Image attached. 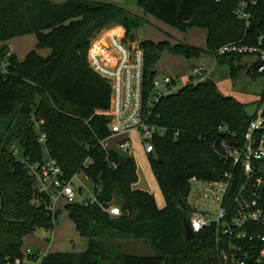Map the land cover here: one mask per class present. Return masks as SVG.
<instances>
[{
    "label": "trees",
    "instance_id": "1",
    "mask_svg": "<svg viewBox=\"0 0 264 264\" xmlns=\"http://www.w3.org/2000/svg\"><path fill=\"white\" fill-rule=\"evenodd\" d=\"M239 0H138L146 14L181 32L194 27L207 30L208 49L214 54L230 42H255L264 28V12L255 16L247 31L234 14ZM264 5L261 6V11ZM133 29L142 19L102 0H0V42L36 35L37 48H50L43 57L31 51L21 61L12 57L10 73H0V264L18 259L37 261L39 251L26 257L25 238L39 229L54 230L60 210L50 214L48 196L35 188L28 164L46 158L39 141L47 135V148L67 180L85 174L104 205L114 203L120 216H112L99 204L80 201L65 205L82 237L84 251L52 252L40 264H220L216 227L210 226L194 238L185 235L184 218L191 221L189 202L192 178L222 180L236 170L218 151L220 142L242 141L254 116L246 104L223 95L212 79L188 83L153 104L156 66L162 53L175 49L187 58L198 57L200 47L169 41L144 40V114L150 122L167 129L154 140L150 163L164 194L166 205L139 189L136 159L119 148H106L112 137L109 110L112 88L109 80L90 65L91 39L114 22ZM247 34V37H246ZM248 34L251 39H248ZM8 45V44H7ZM246 57L231 54L218 58L230 62L234 77L245 68L235 65ZM250 70L253 77L260 76ZM40 97L37 102L36 98ZM264 100V95L259 104ZM39 123V125H37ZM230 132L236 138L230 136ZM224 134V136H222ZM243 179V174L240 175ZM241 182H235L239 187ZM143 239L156 250L153 256L128 254L109 239ZM249 264H260L250 259Z\"/></svg>",
    "mask_w": 264,
    "mask_h": 264
},
{
    "label": "built area",
    "instance_id": "2",
    "mask_svg": "<svg viewBox=\"0 0 264 264\" xmlns=\"http://www.w3.org/2000/svg\"><path fill=\"white\" fill-rule=\"evenodd\" d=\"M262 5L264 0L238 1L234 14L244 21L247 31L255 16L258 14L261 17L264 12V9L261 11ZM105 28L91 39L88 56L91 67L111 84L110 108L103 113L110 118L112 137L125 136L117 148L130 153L132 140L128 135L137 131L145 151L151 154L155 151L154 140L164 136L167 129L150 122L144 114V50L140 43L130 40L125 33ZM248 39H251L249 34ZM254 40V43H227L216 51L215 56L220 58L243 54L255 57L251 68L255 65L254 72L264 76V28ZM13 55V50L6 42H0V73L4 76L10 73ZM210 78V74L202 67L195 66L190 72L188 83L198 84ZM179 83L177 78L166 76L160 79L157 76L154 79L153 104L175 92ZM230 136L234 138L235 134L230 132ZM39 141L47 146L46 133H40ZM107 141L104 144L109 148ZM217 149L225 159L233 162L236 170L226 173L222 180L192 178L189 202L194 211L191 227L195 234L210 226L216 227L220 264H249L250 259L264 264V100L259 104L243 140L231 143L223 139ZM27 167L35 188L48 196L45 207L50 214L55 215L62 204L78 201L77 196L86 190L90 194L82 203H97L112 216L122 214L116 204L107 206L101 203L97 195L101 187L88 189L85 184L77 187L75 179L79 174L67 180L62 167L53 157L41 163L28 164ZM242 174L243 179L240 180ZM239 181L241 184L237 187L235 182ZM31 253L33 251L29 249L28 255ZM22 263L21 259L15 262Z\"/></svg>",
    "mask_w": 264,
    "mask_h": 264
},
{
    "label": "rangeland",
    "instance_id": "3",
    "mask_svg": "<svg viewBox=\"0 0 264 264\" xmlns=\"http://www.w3.org/2000/svg\"><path fill=\"white\" fill-rule=\"evenodd\" d=\"M102 1L121 4L126 2L129 3L130 0ZM133 1L135 3L137 0ZM152 19V24H148L145 21L142 22V26L144 25L142 31H145L146 36L157 40H164L163 38L167 39V41L170 40L173 47L178 44H187L204 49L200 56L191 58L185 57L183 54L178 53L175 49H168L164 51L157 66L158 78L162 79L166 75L178 77L177 79L180 83L179 87L175 89V91H178L186 83L188 84L187 81H189L190 72L193 67H202L210 74L212 81L217 84L223 95L237 98L246 104L247 112L250 115L254 116L256 114L259 101L262 99L264 93V76L253 77L250 74L251 66L254 64L255 57L246 56L241 63L236 62V66L242 64L245 68L240 69L238 77H234L231 69V63L224 61L223 59L218 61L215 54L209 51L207 30L205 28L194 27L188 32H181L156 18ZM29 38L30 39H24L19 37L15 41L16 44H14L13 49L19 54L20 58H22L30 49L31 44L30 42V45L25 43L26 40L29 41L33 39L35 41L37 39L34 34H31ZM36 101H40L39 96L36 98ZM128 136H130L132 140L130 154L138 163L140 175V180L136 187L154 194L159 207H164L166 205V200L152 169L150 163L151 155L145 151L141 135L137 131H132ZM124 138L125 136L112 137L107 141V146L109 148H116L120 141ZM44 148L45 158L52 157L46 145H44ZM75 184L77 187L85 184L88 189L93 188V184L89 181L85 174H79V176L75 179ZM89 194L90 191L86 190L83 194H79L77 196V200L81 202ZM190 200L192 202L194 201L192 197ZM116 203L117 199L114 200V204ZM107 241L116 246L120 244L124 251L128 254L138 256H153L156 254L154 247L143 239L119 238L115 240L109 239ZM28 248L33 249V252L34 250H38L40 258L37 261H29L26 258L25 261L30 264H40L42 258L48 251H84L88 248V239L79 234L75 223L69 217V213L64 206L62 210L60 209L58 224L54 230L39 229L35 233L26 237L24 249L27 251ZM25 255L27 257L28 253Z\"/></svg>",
    "mask_w": 264,
    "mask_h": 264
},
{
    "label": "crops",
    "instance_id": "4",
    "mask_svg": "<svg viewBox=\"0 0 264 264\" xmlns=\"http://www.w3.org/2000/svg\"><path fill=\"white\" fill-rule=\"evenodd\" d=\"M137 2V3H136ZM135 3H134V1L133 0H130L129 1V3L128 2H126V3H119V4H117V5H119L120 7H122L123 9H125L126 10V12L129 14V16L130 15H132L133 17H138V18H140V19H142V22L143 21H145L146 23H148V24H152V22H153V19L152 18H155V17H153V16H151V15H149V14H146L145 12H144V10H143V8L141 7V6H139L138 5V0L136 1ZM143 27H144V25L142 26V24H140L137 28H134L133 29V34L135 35V38H134V40H132V39H130V40H132V41H136V42H138V43H142V41H144V40H153V41H155V42H160V41H167V39H165V38H163L164 40H157V39H154V38H152V37H149V36H146V34H145V31H142V29H143ZM108 28H113V30H116V31H120V33L121 34H123V33H125L126 34V36H127V28L123 25V24H121L119 21L118 22H114V23H112L110 26L108 25L105 29H108ZM170 35H172V34H170ZM30 37V35H26V36H22V38H27V39H30L29 38ZM19 38V37H18ZM18 38H15V39H12V40H10L7 44H8V46L13 50V52H14V54H16L17 56H18V58L21 60V61H23V60H25V58L27 57V55L31 52V51H33V50H37L38 51V53L40 54V55H42L43 57H48L51 53H52V50L50 49V48H37V43H38V39H36L35 41L33 40V39H31V40H29V41H27L26 40V42L25 43H27V44H29V42H30V49L28 50V52L22 57V58H20L19 57V54L13 49L14 48V44H16L15 43V41L18 39ZM37 38V37H36ZM169 42H171L170 40H168ZM157 66H158V64H157ZM157 66H156V69H157ZM158 71V70H157ZM166 76H170V75H166ZM165 76V77H166ZM170 77H173V78H178V77H175V76H170ZM188 82V81H187ZM187 84V83H186ZM185 84V85H186ZM122 141V140H121ZM118 147V146H117ZM64 206L65 205H61L60 206V209L62 210L63 208H64ZM80 234V233H79ZM26 239V238H25ZM88 244H89V241H88ZM25 245V244H24ZM29 249H31V248H28L27 249V251L23 248V250H24V252L25 253H28V250ZM33 250V249H32ZM86 250V249H85ZM52 252H54V251H48L47 253H46V255H48V254H50V253H52Z\"/></svg>",
    "mask_w": 264,
    "mask_h": 264
},
{
    "label": "water",
    "instance_id": "5",
    "mask_svg": "<svg viewBox=\"0 0 264 264\" xmlns=\"http://www.w3.org/2000/svg\"><path fill=\"white\" fill-rule=\"evenodd\" d=\"M224 136V134H222ZM184 225H185V235L187 239H192L195 236V232L191 227L190 221L185 217L184 218Z\"/></svg>",
    "mask_w": 264,
    "mask_h": 264
}]
</instances>
